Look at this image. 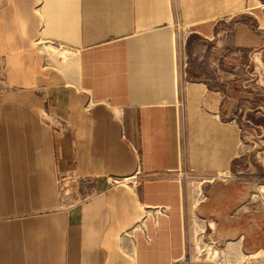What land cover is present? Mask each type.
Wrapping results in <instances>:
<instances>
[{"label": "crops", "instance_id": "obj_1", "mask_svg": "<svg viewBox=\"0 0 264 264\" xmlns=\"http://www.w3.org/2000/svg\"><path fill=\"white\" fill-rule=\"evenodd\" d=\"M263 25L264 0H0V264H219L192 253L193 213L264 252V207L234 217L242 181L264 183L243 146L254 90L207 74L226 34L257 48ZM228 172L186 195V176Z\"/></svg>", "mask_w": 264, "mask_h": 264}, {"label": "rangeland", "instance_id": "obj_2", "mask_svg": "<svg viewBox=\"0 0 264 264\" xmlns=\"http://www.w3.org/2000/svg\"><path fill=\"white\" fill-rule=\"evenodd\" d=\"M248 22V21H247ZM231 24H225V30L228 31L231 29ZM264 27V25H263ZM232 33H228L225 35V45H224V62L218 63L214 69H209L208 78L212 82L220 81V80H232L233 78L239 79L242 82L240 86L242 88H250L254 90V98L253 101L250 102V115L249 117H245L247 121L242 123V127L244 128L243 132V146L245 148L251 147V151L255 154H259V159H264V87L258 83V80L264 79V44L257 48H243L239 50L234 46L233 39L231 38ZM243 41L248 42V40L243 39ZM200 42L195 44L186 45V57L189 63H196L197 59L200 57V54L197 46ZM182 52H184V46H182ZM6 57L0 56V96L8 95L12 92L13 87L10 85V81L6 72ZM185 55H182V59ZM213 61V60H211ZM213 62H217L214 59ZM217 64V63H216ZM198 64L196 63V66ZM235 65V66H234ZM239 66L240 69H237ZM263 81V80H262ZM214 84V83H213ZM251 86V87H249ZM254 113V114H253ZM253 114V115H252ZM257 162V161H256ZM242 175H236V177L231 180L228 178H219L216 176H186L185 181V193L186 195H193L196 191L200 192L199 198H196V202L194 201V205L198 204L200 206L202 202H206L207 200V192L210 188L220 182L224 185L237 183L239 182V178ZM241 182V181H240ZM198 183H201V188ZM243 184H248L254 187V190L251 191V198H248L246 202L239 207L234 213V217H239L240 214L248 213L249 207L252 205H257V207H264V193H257L259 189V185H263V182H253V181H245ZM198 185V187H197ZM196 189V190H195ZM257 190V191H256ZM197 193V192H196ZM189 199V198H188ZM192 198H190V208L191 211L195 207L191 203ZM201 203V204H200ZM194 206V207H193ZM193 213V212H191ZM197 215L190 214L187 217V224L189 226L188 236L190 242V249L194 256L197 254L198 259L201 260H209L214 261L219 264H264V252H249L247 249L243 247L239 240H243L244 236L241 235L240 238L236 239H218L217 233H214L212 230H207L205 228V223L201 220L204 218L198 217ZM201 218V219H200ZM201 220V221H200ZM208 222V221H207ZM211 223V222H209ZM204 226V228L202 227ZM140 228L142 226L140 225ZM264 235V228L261 231ZM240 244L241 253L249 256L245 258V256L237 255V253L230 251L228 248L230 245ZM200 247H202L200 249ZM217 252L218 258L214 259L213 255ZM221 253V254H220ZM215 256V255H214Z\"/></svg>", "mask_w": 264, "mask_h": 264}, {"label": "built area", "instance_id": "obj_3", "mask_svg": "<svg viewBox=\"0 0 264 264\" xmlns=\"http://www.w3.org/2000/svg\"><path fill=\"white\" fill-rule=\"evenodd\" d=\"M259 80H260V79H259ZM261 86H262V85H261ZM263 165H264V164H263ZM263 172H264V169H263ZM219 178H228V179H231V180L234 179V177L231 175L230 172H228V173H226V174H224V175H220Z\"/></svg>", "mask_w": 264, "mask_h": 264}]
</instances>
